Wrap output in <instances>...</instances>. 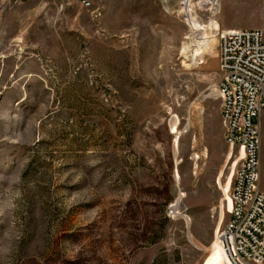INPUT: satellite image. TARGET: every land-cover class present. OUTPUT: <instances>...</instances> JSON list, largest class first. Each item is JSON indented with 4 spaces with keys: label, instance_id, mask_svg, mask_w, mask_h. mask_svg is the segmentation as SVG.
<instances>
[{
    "label": "rangeland",
    "instance_id": "1",
    "mask_svg": "<svg viewBox=\"0 0 264 264\" xmlns=\"http://www.w3.org/2000/svg\"><path fill=\"white\" fill-rule=\"evenodd\" d=\"M82 1L0 15V264H229L219 0Z\"/></svg>",
    "mask_w": 264,
    "mask_h": 264
},
{
    "label": "built area",
    "instance_id": "2",
    "mask_svg": "<svg viewBox=\"0 0 264 264\" xmlns=\"http://www.w3.org/2000/svg\"><path fill=\"white\" fill-rule=\"evenodd\" d=\"M21 0H0V15ZM84 7L90 2L83 0ZM223 142L236 162L228 191L227 219L215 241L229 264H264V192L260 179V123L264 113V33L259 30L216 33ZM257 119V122H253Z\"/></svg>",
    "mask_w": 264,
    "mask_h": 264
},
{
    "label": "crops",
    "instance_id": "3",
    "mask_svg": "<svg viewBox=\"0 0 264 264\" xmlns=\"http://www.w3.org/2000/svg\"><path fill=\"white\" fill-rule=\"evenodd\" d=\"M32 0H21V3ZM264 7V0H219L217 30L241 31V30H260L264 33V28L260 24H252L250 27L240 28L234 21L243 17L256 21L264 20V10L258 11L257 7ZM260 190L264 192V183H260Z\"/></svg>",
    "mask_w": 264,
    "mask_h": 264
},
{
    "label": "bare ground",
    "instance_id": "4",
    "mask_svg": "<svg viewBox=\"0 0 264 264\" xmlns=\"http://www.w3.org/2000/svg\"><path fill=\"white\" fill-rule=\"evenodd\" d=\"M186 4V3H185ZM186 12H188V13H190L189 11H188V9H186ZM205 55L203 54V55H201V57H200V59H198L197 60V62H198V64H200V63H203V57H204ZM215 92L214 91H212V94H214ZM213 96V95H212ZM177 124H178V121L176 120V119H171V122H170V128H171V131H172V133H174V134H176L177 132H176V126H177ZM174 150L176 151V148H177V137L175 138V140H174ZM176 177H177V175H176ZM175 177V178H176ZM220 207H222V204L220 203ZM173 213H174V215H176V216H179L180 214H179V212H178V204H177V202L175 203V205L173 206ZM180 217H182V218H184L185 219V221L187 222V223H189V218H187L186 216H182V215H180ZM213 246L215 247V249L219 252V254L221 255V257L223 258L224 257V255H223V253L221 252V249H220V247L218 246V244L216 243V241H214L213 242Z\"/></svg>",
    "mask_w": 264,
    "mask_h": 264
}]
</instances>
